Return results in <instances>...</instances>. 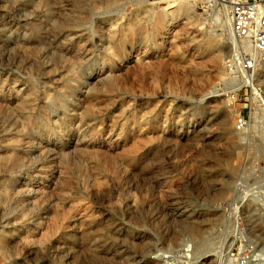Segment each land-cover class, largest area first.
I'll use <instances>...</instances> for the list:
<instances>
[{
  "label": "rangeland",
  "instance_id": "374dc122",
  "mask_svg": "<svg viewBox=\"0 0 264 264\" xmlns=\"http://www.w3.org/2000/svg\"><path fill=\"white\" fill-rule=\"evenodd\" d=\"M231 5L0 0V264H264V64Z\"/></svg>",
  "mask_w": 264,
  "mask_h": 264
},
{
  "label": "built area",
  "instance_id": "2783aa9c",
  "mask_svg": "<svg viewBox=\"0 0 264 264\" xmlns=\"http://www.w3.org/2000/svg\"><path fill=\"white\" fill-rule=\"evenodd\" d=\"M230 13L233 30L242 41L249 39L255 50L247 67L253 69L260 62L264 64V0H236ZM237 123L242 126L244 119L238 118Z\"/></svg>",
  "mask_w": 264,
  "mask_h": 264
},
{
  "label": "bare ground",
  "instance_id": "6f19581e",
  "mask_svg": "<svg viewBox=\"0 0 264 264\" xmlns=\"http://www.w3.org/2000/svg\"><path fill=\"white\" fill-rule=\"evenodd\" d=\"M235 1H236V0H235ZM233 2H234L233 0H230V3H233ZM245 40H249V39H245ZM249 45H250V44L248 43V46H249ZM254 51H255V50H254V47H253V44H252V51H251V54H252V53H255Z\"/></svg>",
  "mask_w": 264,
  "mask_h": 264
}]
</instances>
